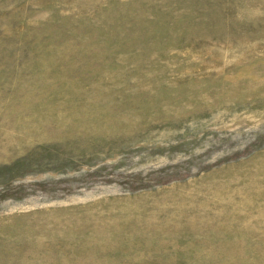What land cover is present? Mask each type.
I'll return each instance as SVG.
<instances>
[{
  "label": "rangeland",
  "instance_id": "rangeland-1",
  "mask_svg": "<svg viewBox=\"0 0 264 264\" xmlns=\"http://www.w3.org/2000/svg\"><path fill=\"white\" fill-rule=\"evenodd\" d=\"M0 264H264V0H0Z\"/></svg>",
  "mask_w": 264,
  "mask_h": 264
}]
</instances>
